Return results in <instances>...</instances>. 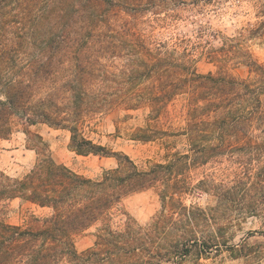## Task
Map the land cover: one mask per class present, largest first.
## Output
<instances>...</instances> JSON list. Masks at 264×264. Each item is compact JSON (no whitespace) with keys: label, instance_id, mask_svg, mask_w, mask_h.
Returning <instances> with one entry per match:
<instances>
[{"label":"trees","instance_id":"1","mask_svg":"<svg viewBox=\"0 0 264 264\" xmlns=\"http://www.w3.org/2000/svg\"><path fill=\"white\" fill-rule=\"evenodd\" d=\"M149 8L161 21L160 0H0V139L13 133L17 117L28 134L37 124L67 130L77 154L117 164L88 178L58 163L43 143L24 176L0 171V204L23 199L50 210L27 225L0 219V264H179L194 246L209 256L219 241L217 235L199 238L203 227L221 230L222 215L237 206L239 195L264 189V174H240L230 185L222 183L220 193L210 174L194 183L193 172L211 165L215 154L264 136L260 83L226 71L198 73L191 57L178 55L141 27ZM250 67L264 74L263 65ZM179 99L184 126L157 130L155 136L171 143L184 138L187 149L165 162L141 167L86 133L87 118L114 108L148 109L150 122H159ZM150 189L158 190L162 210L142 226L121 203ZM211 192L218 206L184 201ZM261 203L240 210L261 215ZM98 224L94 247L79 252L77 237ZM245 256L264 264V243Z\"/></svg>","mask_w":264,"mask_h":264},{"label":"rangeland","instance_id":"2","mask_svg":"<svg viewBox=\"0 0 264 264\" xmlns=\"http://www.w3.org/2000/svg\"><path fill=\"white\" fill-rule=\"evenodd\" d=\"M160 1L163 3L161 21H156L149 8L144 12L146 24H141V27L152 33L156 41L177 49L178 55L185 53L191 57L200 74L226 71L239 80H257L264 103V74L253 72L254 69L250 67L253 62L264 66V0ZM182 106L180 99L172 103L170 115L159 122H150L148 109L126 111L114 108L87 118L86 133L96 143L127 154L141 167L151 162H165L173 153L185 151L187 143L184 138L171 143L172 140L155 136V131H167L170 126L183 127L185 123L179 118ZM14 121L13 133L7 139H0V171L11 177H22L32 169L39 158L37 149L43 143L58 163L88 178H99L105 169L117 165L112 158L77 154L70 147L71 134L67 130L37 124L29 128L31 134H28L17 117ZM150 135L154 138L145 141L143 137ZM214 144L219 147L218 143ZM232 145L235 147V144ZM252 148L255 149L252 151ZM244 173L264 174V136L252 144L215 154L211 165L193 172V180L196 184L204 174H210L220 193L222 183L230 185L238 175ZM262 186L246 197L239 195V203L234 204L237 206L229 210L228 215H222L219 222L221 230L216 225L203 227L204 232L199 234V238L217 235L219 249L209 256H201L194 246L192 254L179 264H256L255 259L246 257L245 253L264 243V214L252 216L240 208L258 205L259 202H263L260 204L263 206ZM184 199L188 206L197 204L207 208L219 205L218 198L212 192L185 196ZM121 208L139 225L145 226L160 213L162 201L158 190L150 189L125 198ZM49 214V209L39 208L23 199L0 204V219L14 225H27L33 216L44 218ZM121 218H117V221ZM100 227L101 224L95 225L77 237L76 248L79 252L94 247Z\"/></svg>","mask_w":264,"mask_h":264}]
</instances>
